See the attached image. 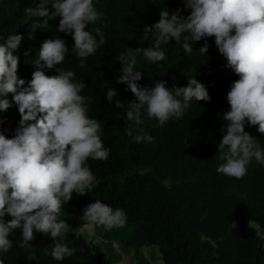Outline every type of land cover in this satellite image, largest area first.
<instances>
[{
    "label": "trees",
    "instance_id": "1",
    "mask_svg": "<svg viewBox=\"0 0 264 264\" xmlns=\"http://www.w3.org/2000/svg\"><path fill=\"white\" fill-rule=\"evenodd\" d=\"M39 3L0 0V44L13 34L24 37L14 55L20 58L18 77L27 87L37 70L34 62L43 43L58 37L65 40L69 48L65 60L45 73L57 75L60 67L73 71L74 80L85 83L81 95L91 97L88 115L101 123V139L110 154L107 160L89 158L87 164L100 183L88 194L74 193L62 207L59 218L69 225L62 238L76 249L71 257L55 260L50 255L53 240L43 233L34 232L31 247H20L22 230L16 229L9 236L12 247L0 253V260L4 264H264V165L253 159L242 179L217 172L224 163L218 147L226 134L223 115L230 110L226 97L239 76L226 66L227 59L216 47L215 37L192 44L191 54L184 51L183 38L181 43L173 39L161 45L166 58L155 63L137 55L136 70L143 77L137 83L141 86L151 88L164 80L169 89L187 87L188 79L196 78L211 99H194L183 117L172 118L163 126L142 113L144 123L139 127L154 137L152 142H136L127 135L131 123L126 119L127 101L136 97L125 90L127 85L116 83L122 68L117 57L127 48L154 46L151 33L147 40L143 38L145 26L158 22L162 9L170 13L184 9L181 15H189L191 10L185 9L184 0H93L103 16L86 30L95 35V29L100 28L105 44L85 59L83 67L81 58L72 51V36L58 31L60 18L48 20L45 26L47 17L25 14L26 8ZM30 33L33 39L28 38ZM205 43L210 47L204 55L199 49ZM112 87L119 95L110 104L106 95ZM7 98L11 100V94ZM119 99L124 108L116 106ZM0 119L5 121L0 131L13 138L21 120L18 106L13 104L0 112ZM245 131L264 147V134L259 133L258 125L246 123ZM96 200L114 210L124 209L125 226L109 231L95 226L91 235L85 232L77 237L75 228L84 223L80 219L84 208ZM4 219L12 217L6 214Z\"/></svg>",
    "mask_w": 264,
    "mask_h": 264
},
{
    "label": "clouds",
    "instance_id": "2",
    "mask_svg": "<svg viewBox=\"0 0 264 264\" xmlns=\"http://www.w3.org/2000/svg\"><path fill=\"white\" fill-rule=\"evenodd\" d=\"M184 4L185 9L191 10L189 15H181L184 9L172 13L162 9L159 21L145 26L143 38L147 40L151 33L154 46L127 48L117 57L122 68L116 83L127 85L125 90L136 97L127 101L126 119L131 122L127 135L136 142H152L154 137L139 127L144 123L142 113L146 112L149 119L156 118L163 126L172 118L183 117L194 99H211L207 88L196 78L188 79L187 87L169 89L164 80L151 88L141 86L137 83L143 78L142 72L136 70L137 55L155 63L166 58L161 45L173 39L181 43L183 38V49L191 54L192 44L215 37L216 47L227 59L226 66L239 76L226 97L230 110L223 115L226 134L218 147L219 159L224 163L217 172L242 179L253 159L264 165V147L245 131L247 123L258 125L259 133L264 134V0H184ZM24 11L30 17H47L45 26L48 20L60 18L58 31L72 36V51L81 58V67L105 44L100 28L95 29V35L86 30L103 16L93 0H40L36 7ZM28 38L34 36L30 33ZM23 39L22 35L13 34L0 44V112L15 104L21 116L13 138L0 131V253L9 251L10 234L21 229L20 247H31L34 232L43 233L53 240L50 255L62 261L76 251L62 238L69 231V225L59 218L62 207L74 193L88 194L100 183L87 161L107 160L110 149L102 142L101 123L88 115L91 97L81 95L85 83L74 80L73 71L60 67L56 68L57 75L45 73V69H53L65 60L69 51L66 41L58 37L43 43L34 62L37 70L24 87L25 80L18 77L20 58L14 55ZM209 47L205 43L199 52L205 55ZM9 94L11 100L7 98ZM118 95L116 88H109L107 101L111 104ZM116 106L124 108L125 104L119 99ZM4 122L0 119V125ZM6 214L12 219L5 220ZM80 219L84 223L75 228L77 237L85 232L91 235L95 226L109 231L122 228L127 222L124 209L114 210L100 200L87 205ZM0 264H4L3 260Z\"/></svg>",
    "mask_w": 264,
    "mask_h": 264
},
{
    "label": "rangeland",
    "instance_id": "3",
    "mask_svg": "<svg viewBox=\"0 0 264 264\" xmlns=\"http://www.w3.org/2000/svg\"><path fill=\"white\" fill-rule=\"evenodd\" d=\"M123 264H127V262H123Z\"/></svg>",
    "mask_w": 264,
    "mask_h": 264
}]
</instances>
